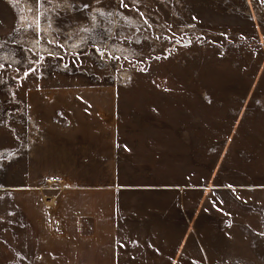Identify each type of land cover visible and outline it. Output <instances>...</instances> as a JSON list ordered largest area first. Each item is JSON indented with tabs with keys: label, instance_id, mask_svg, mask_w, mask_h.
<instances>
[{
	"label": "rangeland",
	"instance_id": "1",
	"mask_svg": "<svg viewBox=\"0 0 264 264\" xmlns=\"http://www.w3.org/2000/svg\"><path fill=\"white\" fill-rule=\"evenodd\" d=\"M124 5L0 0V186L20 181L21 94L37 85L116 87L125 158L138 144L171 146L173 180L188 152L189 181L196 173L205 188L255 184L260 136L249 133H264V0ZM216 192L235 193L237 205L258 197Z\"/></svg>",
	"mask_w": 264,
	"mask_h": 264
},
{
	"label": "crops",
	"instance_id": "2",
	"mask_svg": "<svg viewBox=\"0 0 264 264\" xmlns=\"http://www.w3.org/2000/svg\"><path fill=\"white\" fill-rule=\"evenodd\" d=\"M21 95L20 181L0 186V264H264V133H249L260 136L259 180L209 189L183 175L188 152L175 180L171 146L138 144L124 157L116 87ZM50 178L66 188L44 192ZM231 190L258 197L237 205L216 192Z\"/></svg>",
	"mask_w": 264,
	"mask_h": 264
},
{
	"label": "built area",
	"instance_id": "3",
	"mask_svg": "<svg viewBox=\"0 0 264 264\" xmlns=\"http://www.w3.org/2000/svg\"><path fill=\"white\" fill-rule=\"evenodd\" d=\"M46 190H64L66 188L65 185H63V181L58 178H50L47 180L46 185L43 187ZM54 197L47 196L46 201L48 207L52 206L54 204Z\"/></svg>",
	"mask_w": 264,
	"mask_h": 264
},
{
	"label": "snow or ice",
	"instance_id": "4",
	"mask_svg": "<svg viewBox=\"0 0 264 264\" xmlns=\"http://www.w3.org/2000/svg\"><path fill=\"white\" fill-rule=\"evenodd\" d=\"M120 3L122 6H126V5H124V0H120Z\"/></svg>",
	"mask_w": 264,
	"mask_h": 264
}]
</instances>
